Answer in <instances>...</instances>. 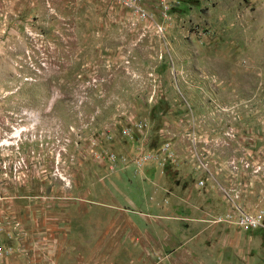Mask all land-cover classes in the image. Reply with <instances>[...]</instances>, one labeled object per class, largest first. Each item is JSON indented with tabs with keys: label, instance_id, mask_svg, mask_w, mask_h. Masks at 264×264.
I'll use <instances>...</instances> for the list:
<instances>
[{
	"label": "rangeland",
	"instance_id": "374dc122",
	"mask_svg": "<svg viewBox=\"0 0 264 264\" xmlns=\"http://www.w3.org/2000/svg\"><path fill=\"white\" fill-rule=\"evenodd\" d=\"M0 264H264V0H0Z\"/></svg>",
	"mask_w": 264,
	"mask_h": 264
}]
</instances>
